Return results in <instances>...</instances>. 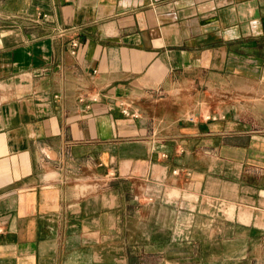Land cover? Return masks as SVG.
<instances>
[{
	"label": "crops",
	"instance_id": "1",
	"mask_svg": "<svg viewBox=\"0 0 264 264\" xmlns=\"http://www.w3.org/2000/svg\"><path fill=\"white\" fill-rule=\"evenodd\" d=\"M159 188L195 197V253ZM0 227V264L264 241V0H0Z\"/></svg>",
	"mask_w": 264,
	"mask_h": 264
},
{
	"label": "rangeland",
	"instance_id": "2",
	"mask_svg": "<svg viewBox=\"0 0 264 264\" xmlns=\"http://www.w3.org/2000/svg\"><path fill=\"white\" fill-rule=\"evenodd\" d=\"M172 191H177V195L169 196L168 199H165V202H169L174 204V202L178 203L175 205L179 211L182 212V217L176 216L178 218L180 224V230L176 232H172L171 238L173 242L176 243H183L184 249L183 253L190 255L196 252V249H192L191 247H186L187 245H191L192 241V227L195 222L196 218V210H195V197L189 194V192H182L180 193L179 190L170 189L168 190L169 194ZM182 202V206L179 205ZM142 204H146L144 200L141 201ZM166 205V204H165ZM164 205V206H165ZM218 207V208H217ZM217 216L221 217V214H224L226 218L232 220L234 217V211H231L232 206H217ZM195 210V212H193ZM217 218V217H215ZM242 221V219H240ZM235 236H232V243L229 247H218L214 250L210 249L209 247H202L199 249V255L197 260L193 261L192 264H223L218 263V255L222 253H226L227 251L231 252V260L229 263L224 264H264V241H255L252 238H247V246L243 247L242 242L238 244L237 240L234 241ZM186 245V246H185ZM245 259H242L244 257ZM185 264V263H184Z\"/></svg>",
	"mask_w": 264,
	"mask_h": 264
},
{
	"label": "built area",
	"instance_id": "3",
	"mask_svg": "<svg viewBox=\"0 0 264 264\" xmlns=\"http://www.w3.org/2000/svg\"><path fill=\"white\" fill-rule=\"evenodd\" d=\"M42 17H45V15H43ZM71 46V54L74 55L75 51L78 47V43L76 40H72L70 43ZM122 113L126 116H129L128 112L126 110H123ZM132 117H135L134 115H132ZM173 176H178L179 175V171L178 170H173L171 173ZM188 176V174H187ZM165 192L163 191V188H159L158 192H150L148 194H146L144 201L146 202V204H153L156 202H160L163 203L165 201ZM4 234V230L2 227H0V236Z\"/></svg>",
	"mask_w": 264,
	"mask_h": 264
}]
</instances>
